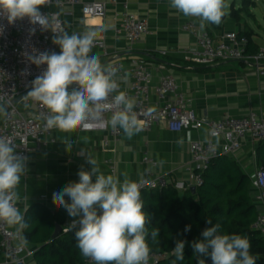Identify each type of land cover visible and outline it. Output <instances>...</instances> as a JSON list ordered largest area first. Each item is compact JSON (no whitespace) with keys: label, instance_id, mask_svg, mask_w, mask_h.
Returning a JSON list of instances; mask_svg holds the SVG:
<instances>
[{"label":"crops","instance_id":"0c3cea01","mask_svg":"<svg viewBox=\"0 0 264 264\" xmlns=\"http://www.w3.org/2000/svg\"><path fill=\"white\" fill-rule=\"evenodd\" d=\"M94 1V0H85ZM107 3L105 18L84 17L81 7L70 9L64 15L67 34L82 35L89 31L96 32V38L105 39L106 50L91 47L89 55H95L102 66L114 61L128 64L133 57H142L153 71L154 81H159L163 74L173 75L183 92L191 99L192 108L203 117L220 119L225 115L243 116L250 111L258 112L264 117V75H259L257 66L244 61H225L210 65H199L188 59V52L196 47L193 32L186 31V22H193L198 28L210 32L218 41L229 33H249L251 45L249 53H257L264 48V38L256 32L244 17V11L257 19L254 9L260 10L264 17V4L260 0H252L254 9L238 7V0H233L229 10L219 25L201 21L197 17L185 16L163 0H97ZM226 1V0H225ZM246 0H243V2ZM264 3V0H262ZM240 4V3H239ZM132 12L147 21L148 34L141 38L132 48L128 47L123 35H116L114 22L125 10ZM237 12V18L232 14ZM55 13H62L57 7H50ZM263 28L262 25H260ZM264 67V63L262 64ZM163 67V68H161ZM129 78L121 79L124 90ZM154 100L157 97L153 96ZM206 128L201 130L171 131L166 122L160 123L148 132L138 131L130 139L122 129L118 140H113L108 131H72L55 129L46 138V146L42 151L32 150L27 157L26 171L21 177L16 192L19 197L20 213L24 217L26 210L39 203L52 211H59L65 221L79 218L70 217L64 208H58L52 201L53 192L61 191L70 182L78 181V171L83 167L90 170L87 158L96 161V166L104 175H112L121 183L125 180L137 182L151 171L155 177H165L173 181L188 182L191 175L185 166L190 162L189 145L192 140H207ZM111 141L115 152L104 148V141ZM148 155L157 165L147 164L144 157ZM239 166L251 177L259 166L258 143L244 141L240 150L231 155ZM112 159L115 173L107 163ZM253 201L262 210V204L256 201L254 189ZM16 230L19 226H13ZM29 248L37 250L36 245ZM3 256L0 254V263ZM34 264V258L28 259Z\"/></svg>","mask_w":264,"mask_h":264},{"label":"clouds","instance_id":"9594fccd","mask_svg":"<svg viewBox=\"0 0 264 264\" xmlns=\"http://www.w3.org/2000/svg\"><path fill=\"white\" fill-rule=\"evenodd\" d=\"M50 0H0V12L6 14L8 22L27 17L32 25L41 29L51 28L48 14L40 7ZM173 8L185 16L197 17L201 27L205 22L219 25L227 7L225 0H170ZM35 33V27L31 30ZM96 32L85 34L57 35L54 43L60 46V53L47 51L29 55L31 63L47 65L41 75L32 81L27 96L40 102L50 112L46 127L62 131H72L83 127H93L92 122L103 124V113L113 114L109 123L119 126L130 139L140 131L133 112L135 101L119 92L111 101L110 94L118 89L114 79L115 67L102 66L95 55H89ZM79 87L69 91V86ZM0 114L6 115L0 106ZM90 170L82 167L78 181L70 182L61 191L53 192L52 201L58 208H64L74 219L64 231H75L78 248L84 258L95 264H148L150 247L147 243L150 223L143 211L140 186L137 182L125 180L121 183L112 175H104L96 166V161L87 158ZM27 157L17 154L10 140L0 138V221L9 226L27 227L16 207L19 199L16 189L24 175ZM206 223L212 225L211 220ZM219 224L205 228L201 239L192 242L193 253L210 257L212 264H256V257L250 254L251 243L246 236L218 234ZM191 230L185 226L184 231ZM159 229L151 230L153 240ZM185 240H176L173 254L175 260H184ZM198 264H205L199 260Z\"/></svg>","mask_w":264,"mask_h":264},{"label":"built area","instance_id":"2783aa9c","mask_svg":"<svg viewBox=\"0 0 264 264\" xmlns=\"http://www.w3.org/2000/svg\"><path fill=\"white\" fill-rule=\"evenodd\" d=\"M170 1V0H163ZM81 7L84 17L105 18L107 3L104 1L85 0H50L40 7L42 13L48 14L51 28L41 29L39 25H32L27 17L9 23L6 14L0 12V106L5 108L6 115L0 120V138L10 140L16 147L17 154L28 157L32 150L42 151L46 146V138L51 136L56 128L46 127L49 110L40 102L25 96L17 104L12 101L18 96L31 90L32 81L46 69L47 65L37 66L30 62L29 55L40 52L60 53V46L54 43L57 35L66 33L67 26L64 15L70 9ZM50 7L59 8L62 13H55ZM35 27V33L31 29ZM186 31L193 32L197 45L188 53V59L199 65H210L225 61H244L257 66L259 75H264V48L257 53H248L249 40L233 32L216 41L206 29L198 28L193 22H186ZM116 35H123L128 47L132 48L141 38L148 34L147 21L127 9L114 22ZM92 47L106 50L105 39L95 38ZM107 66L115 67L114 76L118 84L116 92L110 94L109 101L119 92H123L129 99L135 101L133 112L138 120L140 131L148 132L162 122H166L171 131L201 130L206 128L209 134L207 140H192L189 145L190 162L185 166L191 175L188 182L173 181L165 177H155L151 171L147 176L137 181L141 193L159 189L166 185H173L180 192L199 187L203 183L202 173L209 167L212 159L219 155H232L240 150L244 141L251 140L259 143L264 140V117L258 112L250 111L243 116L225 115L220 119L200 116L191 105V99L180 91L177 79L171 74H163L159 81H154L153 71L142 57H133L126 65L121 60L114 61ZM163 68V67H161ZM129 78L128 86L122 90L121 79ZM78 88L76 84L70 85ZM157 100L153 99V96ZM7 105H10L7 108ZM111 111L103 113V124L92 122L93 127L82 131H108L113 140H118L122 133L119 126L113 128L109 123ZM107 151L115 152L111 148V141H104ZM147 164L157 165L148 155L144 157ZM107 163L111 172L115 173L112 159ZM252 184L256 191V201L262 204L253 229L264 237V168L258 166L253 174ZM16 207L20 211L18 202ZM73 220L64 227L71 225ZM76 226H79L78 223ZM70 231V230H69ZM68 232V231H66ZM0 254L3 260L0 264L28 263L34 256L35 250L29 248L21 229L16 230L4 221H0ZM164 254H150L148 264H158L165 259ZM86 264H95L87 258Z\"/></svg>","mask_w":264,"mask_h":264},{"label":"trees","instance_id":"16d2710c","mask_svg":"<svg viewBox=\"0 0 264 264\" xmlns=\"http://www.w3.org/2000/svg\"><path fill=\"white\" fill-rule=\"evenodd\" d=\"M232 14L237 18V12ZM67 33V30H66ZM249 40V33H240ZM249 53V52H248ZM259 166L264 168V140L258 143ZM203 183L196 194L190 189L180 192L173 185L159 189L143 191V211L148 215L147 243L150 254H164L158 264H172L175 260L173 248L176 240H185L184 260L176 264H212L210 257H201L193 253L191 244L201 239V232L212 225L219 224L218 234H237L246 236L250 243V254L255 256L256 264H264V237L253 229L259 211L253 201L254 187L251 176L239 166L231 155H219L212 159L209 167L202 173ZM27 227L22 228L25 240L37 246L34 264H86L77 246L75 231H62L53 238L56 226L65 221L59 211H52L39 203L31 205L24 214ZM211 220L212 225L206 223ZM191 230L185 232V226ZM159 229V235L153 240L151 230ZM1 243V237H0ZM29 264V263H21Z\"/></svg>","mask_w":264,"mask_h":264},{"label":"rangeland","instance_id":"374dc122","mask_svg":"<svg viewBox=\"0 0 264 264\" xmlns=\"http://www.w3.org/2000/svg\"><path fill=\"white\" fill-rule=\"evenodd\" d=\"M232 1L233 0H226L225 1L226 5H227V7L225 8L226 9L225 11L229 10V6H231ZM238 1H239L238 2V7L242 5V6H245V8H248V9H254L255 8L254 4L251 3L252 0H246V2L245 1L243 2V0H238ZM263 4L264 3H263L262 0H260L259 3H258V5H260V6L263 5ZM254 12L257 14V19L260 20V22H261L260 25H262L263 28L260 27V25L258 23L259 21L256 20L253 16L248 15V13L246 11H244V13H245L244 17L249 21V23L251 24L252 28L256 32H259L261 34V36L264 38V17L262 15V12L259 9L258 10L254 9ZM2 117L3 116L1 115L0 116V120H1Z\"/></svg>","mask_w":264,"mask_h":264},{"label":"water","instance_id":"95a60500","mask_svg":"<svg viewBox=\"0 0 264 264\" xmlns=\"http://www.w3.org/2000/svg\"><path fill=\"white\" fill-rule=\"evenodd\" d=\"M72 87H69V89H71ZM29 92V91H28ZM28 92H26V93H24V94H22V95H20V96H18L17 98H15L13 101H12V104L14 105V104H17L19 101H21L25 96H27V93ZM10 107V105H7V108H9ZM191 192L193 193V194H196V192H197V187H195V186H193V187H191ZM63 231V226L62 225H57L56 226V229H55V232H54V234H53V238H56L57 236H59V234L61 233Z\"/></svg>","mask_w":264,"mask_h":264}]
</instances>
